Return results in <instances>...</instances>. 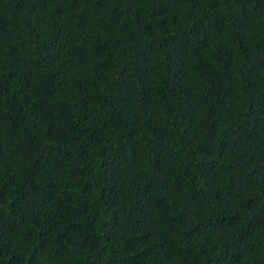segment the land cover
Wrapping results in <instances>:
<instances>
[{"label": "trees", "instance_id": "1", "mask_svg": "<svg viewBox=\"0 0 264 264\" xmlns=\"http://www.w3.org/2000/svg\"><path fill=\"white\" fill-rule=\"evenodd\" d=\"M0 264H264V0H0Z\"/></svg>", "mask_w": 264, "mask_h": 264}]
</instances>
